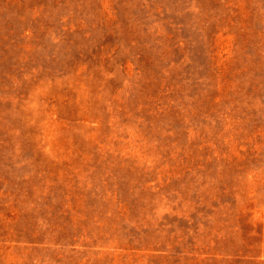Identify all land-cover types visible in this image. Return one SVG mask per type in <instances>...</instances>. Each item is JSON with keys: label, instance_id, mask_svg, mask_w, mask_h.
<instances>
[{"label": "rangeland", "instance_id": "1", "mask_svg": "<svg viewBox=\"0 0 264 264\" xmlns=\"http://www.w3.org/2000/svg\"><path fill=\"white\" fill-rule=\"evenodd\" d=\"M0 264H264V0H0Z\"/></svg>", "mask_w": 264, "mask_h": 264}]
</instances>
